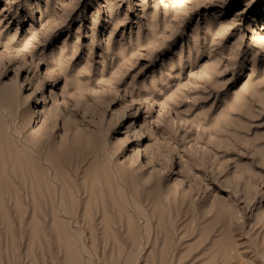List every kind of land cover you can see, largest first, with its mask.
<instances>
[{
	"label": "rangeland",
	"instance_id": "obj_1",
	"mask_svg": "<svg viewBox=\"0 0 264 264\" xmlns=\"http://www.w3.org/2000/svg\"><path fill=\"white\" fill-rule=\"evenodd\" d=\"M0 264H264V0H0Z\"/></svg>",
	"mask_w": 264,
	"mask_h": 264
},
{
	"label": "bare ground",
	"instance_id": "obj_2",
	"mask_svg": "<svg viewBox=\"0 0 264 264\" xmlns=\"http://www.w3.org/2000/svg\"><path fill=\"white\" fill-rule=\"evenodd\" d=\"M26 141H28V140L26 139ZM24 146L26 147V153H27L28 155L31 156V153L29 154L28 152H29L30 150H32V149L29 148V147L26 146V145H24ZM25 147H24V148H25ZM27 148L29 149V151H27ZM32 148H33V147H32ZM33 153H34V155H33V157H32V156H31V157H32V158H35L36 161L38 162V163L36 162V163H37V166H35V167H36L37 169H38V168L41 169V167H42V168L45 167L44 163L42 162L43 160L39 159V157H37V158L34 157V156H36V155H35L36 152H35L34 150H32V154H33ZM38 156H39V155H38ZM31 160H32V159H31ZM33 161H35V160H33ZM33 161H32V162H33ZM45 162H46L48 165L52 163V162H50V161L47 160V159L45 160ZM35 165H36V164H35ZM33 167H34V166H33V164H32V168H33ZM35 167H34V168H35ZM36 168H35V169H36ZM39 169H38V170H39ZM33 170H34V169H33ZM48 170H49V169H48ZM33 172H34V171H33ZM36 174H37V171H36ZM33 176H34V175H33ZM35 177H36V176H35ZM86 178H87V177H86ZM92 184H93V183H92ZM90 192H91V191H90Z\"/></svg>",
	"mask_w": 264,
	"mask_h": 264
}]
</instances>
